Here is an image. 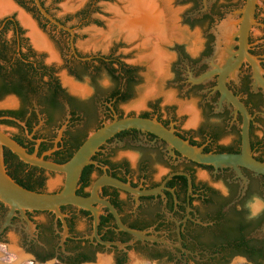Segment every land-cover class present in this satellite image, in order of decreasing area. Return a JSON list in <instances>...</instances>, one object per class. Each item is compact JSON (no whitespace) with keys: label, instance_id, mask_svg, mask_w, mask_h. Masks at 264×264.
I'll return each instance as SVG.
<instances>
[{"label":"flooded vegetation","instance_id":"af4514ba","mask_svg":"<svg viewBox=\"0 0 264 264\" xmlns=\"http://www.w3.org/2000/svg\"><path fill=\"white\" fill-rule=\"evenodd\" d=\"M14 1L57 52L74 86L38 58L15 16L0 20V129H17L12 134L1 130L28 153L65 164L105 124L141 117L205 153L241 154L245 116L221 89L227 68L225 87L248 112L252 155L264 162V0L257 1L245 54L241 29L247 0H155L168 27L161 40L152 41L139 29L108 33V18L116 13L114 22L120 20L118 13L126 8L114 7V0H86L79 24L103 32L99 50L85 54L76 47L77 25L44 4L73 35L45 18L34 0ZM109 5L112 13L103 11ZM138 40H144L140 48L147 54L128 62L139 50L131 47ZM150 72L161 75L156 92L148 91ZM164 92H172V99L166 100ZM4 160L8 174L28 190L58 193L65 185L64 173L27 163L8 147ZM239 170L192 160L150 131L124 129L91 157L76 193L91 197L104 177L151 193L104 184L90 207L64 205L61 215L26 210L24 216L16 211L10 217L11 208L0 201V257L6 260L13 244L42 263L264 264V213L249 220L243 208L252 195L264 197V174ZM57 176L61 184L48 191L47 183L55 185ZM225 189L230 195H223ZM108 204L133 233L118 224Z\"/></svg>","mask_w":264,"mask_h":264},{"label":"water","instance_id":"95a60500","mask_svg":"<svg viewBox=\"0 0 264 264\" xmlns=\"http://www.w3.org/2000/svg\"><path fill=\"white\" fill-rule=\"evenodd\" d=\"M257 1L258 0H247V4L245 6L243 26L241 29L243 54L246 53L247 36L253 22V16ZM34 4L45 18L49 19L59 28L68 30L74 35L73 29L61 24L47 11L43 0H34ZM226 69L227 68H225V70ZM225 70L223 71L222 77L220 79L221 89L227 98L235 102V104L243 111L245 116V122L243 126V149L241 154L205 153L201 149L190 145L188 142L178 137L173 131L168 130L156 121L141 117H128L124 119H116L111 123L105 124L102 128L95 131L89 136V138L78 149L76 154L69 162L65 164H57L46 161L42 158L37 157L36 155L28 153L19 143H17L7 133L0 129V201L8 205L11 208L12 212L21 211L24 213L26 210H49L56 212L58 215H61L60 208L64 205L72 204L81 208L90 207L93 202H96L98 200L97 192L99 188L104 184H111L137 195L150 194L151 191L135 189L130 185L125 184L120 180L112 177H104L98 180L93 188L91 197H83L76 193L77 184L80 179L81 173L84 167L90 163L91 157L110 137L128 128H139L157 134L167 140L172 146L176 147L185 156L199 163L214 165L216 167L232 166L238 172H240L239 166H243L252 171H255L258 174H264V162L258 161L252 155L249 137L248 112L246 111L244 106L228 91V89H226L225 76L228 69L226 71ZM5 147L11 149L15 154H17L22 160L27 163L34 164L55 172L64 173L66 175V181L63 189L58 193H39L22 187L7 172L4 160ZM108 205L115 215L118 224L123 229L132 232V230L126 228L122 224L116 209L111 204Z\"/></svg>","mask_w":264,"mask_h":264},{"label":"rangeland","instance_id":"374dc122","mask_svg":"<svg viewBox=\"0 0 264 264\" xmlns=\"http://www.w3.org/2000/svg\"><path fill=\"white\" fill-rule=\"evenodd\" d=\"M12 3L14 4V6L16 7V10H13L11 12H8L6 14H2L0 15V20L6 16H15L16 19L20 22L21 26L23 27V29L25 30L24 32V37L30 40V44L32 45V47L34 48V50L36 51V53L38 54V58L42 59V61H44L46 64L51 65L53 64L56 68V75L57 77H59V79L62 80V82H64L63 78L65 76L66 70L62 67V61L59 58V55L57 54V52L54 50V56H52L50 54L49 51L47 50H42V48H38V46H36V44L34 43L33 39H31V36L29 34V31L27 29V27L24 26V23L22 22L20 16H19V11H22L21 8H19V6L16 4V2L14 0H11ZM114 7L118 5H120L122 8H125L127 6V2H125V0H114ZM86 2V0H43V3L49 7L52 11V13L54 15H56L59 19L64 20L66 22H69L70 24L73 25H77V30L76 33L78 35V38L76 40V47L77 49L85 54L87 53V51L89 52H97L99 50V48L101 47V33L103 32V29H99L94 25H80V10L81 7L84 5V3ZM103 3H100L99 5H101ZM103 11L108 12V13H112V7L109 5L107 8H104ZM116 15V16H115ZM115 15H111V17L108 18V21L106 22L107 24V28L106 31L108 33L111 32L112 28L110 27V25L117 19V14L115 13ZM94 18L98 17V13L95 12L93 15ZM12 34V32L8 33V37H10ZM187 40V38H186ZM124 43L127 45L130 44L129 41H127L126 39H124ZM144 40H138L134 46H131L132 48H139V50L133 55L134 57H130L128 58V62L132 61L134 58H143L147 53L142 51L141 52V43H143ZM108 41L107 43L104 45L103 49L104 51L107 50L106 47H108ZM126 45H124L122 48H125ZM143 49V48H142ZM155 74V73H154ZM152 72H150L148 75V91L154 90L156 92L158 86L160 87V85H158L157 83L159 82V77H161V75H154ZM166 78V77H164ZM65 86V85H64ZM163 87V86H162ZM163 89V88H162ZM141 94H143V92H139ZM172 92H164V96L165 99H172ZM2 104L0 103V107ZM190 106V105H188ZM181 107L178 109V111L180 112ZM189 120V118L187 119V121ZM186 121V122H187ZM1 129L12 134V133H16L17 129H15L14 127H9L6 125H1ZM55 180H58V182L54 185L53 184V180H49V182L47 183V189L48 191H52L54 190L57 186H59L61 184V178L59 176L55 177ZM11 210V209H10ZM21 212V211H20ZM15 212H12V210L10 211L9 216L12 217L13 215H15ZM24 216L25 212H21ZM56 213V212H55ZM57 214V213H56ZM58 215V214H57ZM81 228V226H80ZM11 234V233H10ZM14 246L13 244L11 245L8 253H7V259L6 260H2L0 257V262H3L1 264H65V263H55V262H38L36 261L34 258L30 257V256H25L24 254H21L20 252H17L16 250H14ZM21 255V256H20ZM130 260H132L131 256H130ZM131 263V262H130ZM131 264H145L144 261H138V262H132Z\"/></svg>","mask_w":264,"mask_h":264},{"label":"bare ground","instance_id":"6f19581e","mask_svg":"<svg viewBox=\"0 0 264 264\" xmlns=\"http://www.w3.org/2000/svg\"><path fill=\"white\" fill-rule=\"evenodd\" d=\"M125 2H127V6L125 7L126 12L122 13L119 11L118 15H121V19L119 20L118 18L116 22L112 23L113 30L114 28H118L120 30L127 28L130 33H134L136 31L135 29H139L143 32V34H145V38L150 41L154 39L161 40L160 38H163L166 35L168 27L167 20L165 19L166 17L164 16V13L159 10L155 0H125ZM13 10H16V7L11 0H0V15ZM19 16L24 25L28 28L29 34L36 46H38V48L47 49L50 54L54 56V53L45 37L39 32L30 17L23 11H19ZM63 80L66 85L74 88L72 82L65 76ZM189 111L192 115L194 114L191 109H189ZM98 264L109 263L103 259L99 260Z\"/></svg>","mask_w":264,"mask_h":264},{"label":"clouds","instance_id":"9594fccd","mask_svg":"<svg viewBox=\"0 0 264 264\" xmlns=\"http://www.w3.org/2000/svg\"><path fill=\"white\" fill-rule=\"evenodd\" d=\"M223 195H230V191L225 189ZM243 208L247 210V219L252 220L264 213V197L259 195H252L243 205Z\"/></svg>","mask_w":264,"mask_h":264},{"label":"trees","instance_id":"16d2710c","mask_svg":"<svg viewBox=\"0 0 264 264\" xmlns=\"http://www.w3.org/2000/svg\"><path fill=\"white\" fill-rule=\"evenodd\" d=\"M34 3V1H32ZM24 34V33H23ZM3 69L2 66H0V71ZM3 114V112H0V116Z\"/></svg>","mask_w":264,"mask_h":264}]
</instances>
